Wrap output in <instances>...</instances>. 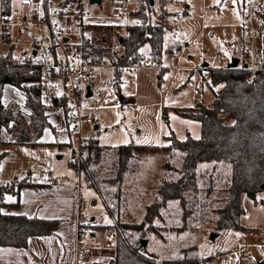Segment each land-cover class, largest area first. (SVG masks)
Instances as JSON below:
<instances>
[{"label": "rangeland", "instance_id": "obj_1", "mask_svg": "<svg viewBox=\"0 0 264 264\" xmlns=\"http://www.w3.org/2000/svg\"><path fill=\"white\" fill-rule=\"evenodd\" d=\"M246 1L155 0L147 18L167 26L160 55L164 69L112 66L97 69L93 95L84 98L85 111L93 113L95 118L85 119L79 130L73 132L49 118L51 128H46L43 134L53 133L54 141L46 142L50 137H38L41 120L27 107L23 91L6 87L4 101L13 117L8 127L0 126V187L22 179L47 183L50 175L62 184L81 185L89 202L85 212L96 218L94 230L98 234V242L90 243L88 252L80 258L81 264H107L115 251L114 245L108 248L104 244L106 234L114 232L109 228L111 219L100 200L97 206L91 204L93 197L98 199L97 193L83 180L79 181L81 177L76 173L75 162L81 155L82 142L93 136L102 146L142 147L136 152L138 159L125 174L120 207L122 221H141L147 207L161 197L160 184L167 178H177L182 170L181 152L169 153L163 147L172 143V136L179 140L201 137V122L183 113L194 111L201 103L210 105L215 92L221 89L220 85H211L210 70L227 67L235 57L242 62L249 58V43L243 36L241 22ZM89 6L93 11L101 10L97 5ZM138 7V0H129L125 11L115 9L112 20L92 19L84 26L71 23V40L80 43L87 37L95 45L109 48L107 52L117 58L124 52L120 41L127 37L129 26L144 21ZM146 49L141 53L146 54L143 58L149 57ZM256 54L264 60V35L257 39ZM105 59L110 64L119 63ZM201 67L208 69V77H203L205 71ZM22 131L28 132L27 143L16 142ZM34 140L36 143H32ZM113 162L106 155L100 163V173H106V167ZM195 170L199 191L187 194L186 208L190 211L187 222L183 220L181 203L169 202L161 210L162 219L155 220L158 233L146 235L147 252L158 260L154 264H175L178 258L184 257L182 250L193 245L195 251L188 253V257L196 255L201 264H212L219 252L225 253L219 261L237 264L240 250H245L242 232L215 228L217 210L226 201L231 166L203 162ZM109 189L112 197L116 188ZM261 196L264 194L256 201L243 200L246 212L242 223L264 233V208L259 207ZM99 223L104 227H98ZM212 234L217 236L212 238Z\"/></svg>", "mask_w": 264, "mask_h": 264}, {"label": "trees", "instance_id": "obj_2", "mask_svg": "<svg viewBox=\"0 0 264 264\" xmlns=\"http://www.w3.org/2000/svg\"><path fill=\"white\" fill-rule=\"evenodd\" d=\"M138 5V13L144 21L129 26L128 35L122 42L124 52L119 57H112L107 52L109 48L95 45L87 37L81 41L86 55L94 61L109 58L126 64L144 57L145 54H141L143 46L148 45L150 52L160 58L167 26L148 21V12L151 13L153 8L150 0H138ZM209 76L213 87L221 86V89L215 92L211 104L201 103L194 111L183 113L201 122V137L194 139L189 136L185 140H179L172 136V143L163 147L162 150L169 153L181 152L182 170L177 178H167L160 184L158 193L161 197L147 207L141 221H122L120 207L125 174L130 170V164L138 159L136 152L142 147L133 144L102 146L95 137H90L82 143L79 176L85 185L96 191L98 200L111 219L109 228L114 230L111 234L113 244L110 248L114 245L115 251L107 264L157 263L158 260L148 254L142 240L147 238L148 233L153 234L156 231L158 233L155 220L162 219L161 210L171 201L178 200L181 203L184 209L183 220L187 222V213L190 212L186 208L187 194L189 191H199L195 169L200 163H226L231 166L226 201L224 206L217 210L215 228L218 231L243 228L241 224V217L245 212L242 206L243 195L264 194V71L256 73L251 78L250 74L239 66L236 68L227 66L210 70ZM30 79L26 67L0 65V126L8 127L13 117L4 102L5 87L13 86L23 91L27 107L41 120L37 130L40 137L46 128H51V121L43 104L40 89L35 85L21 87L22 82ZM27 135V131H22L16 142L27 143ZM106 155L113 158L114 162L106 167V173L101 174L100 163ZM28 184L32 182L22 179L1 186L0 207L6 203L7 194H14L15 203H18L20 188ZM110 187L116 188L112 197L109 195ZM56 224L55 219L3 214L0 211V245L25 248L32 235H54L53 229ZM97 226L104 227L101 223ZM193 250L195 251L193 245L183 249L184 257L178 258L174 263L201 264L196 255L188 257Z\"/></svg>", "mask_w": 264, "mask_h": 264}, {"label": "built area", "instance_id": "obj_3", "mask_svg": "<svg viewBox=\"0 0 264 264\" xmlns=\"http://www.w3.org/2000/svg\"><path fill=\"white\" fill-rule=\"evenodd\" d=\"M22 1L30 7L19 11L13 8V0H0V65L26 67L31 79L22 82L21 87L37 86L51 120L65 130L78 131L85 119L95 118L93 113L85 111L84 98L88 89L96 84L97 69L109 66L164 69L163 61L149 51V57L126 64H110L106 59L94 61L86 55L81 42L71 40V23L78 26L92 19L112 20L116 8L125 11V0H102V4L97 5L100 11H93L89 0ZM241 22L243 36L249 43V58L238 66L253 78L264 71V60L256 54L257 39L264 35L263 0H247ZM201 68L205 71L203 77H208V69ZM75 169L79 173L80 156L76 159ZM79 181L82 182L81 178ZM58 183L49 176L48 185ZM88 204L80 193L76 235L79 258L86 255L94 237L95 219L85 212ZM260 207L264 208V202ZM104 244L108 248L112 246L110 233L106 234Z\"/></svg>", "mask_w": 264, "mask_h": 264}, {"label": "crops", "instance_id": "obj_4", "mask_svg": "<svg viewBox=\"0 0 264 264\" xmlns=\"http://www.w3.org/2000/svg\"><path fill=\"white\" fill-rule=\"evenodd\" d=\"M128 1L125 0V3L127 4ZM12 5L15 10L19 11L30 7L29 4L24 3L22 0H13ZM143 48L146 49L149 46L146 48L144 46ZM149 49L146 50L149 51ZM245 62H242L240 59L239 64H245ZM6 87L5 91H7ZM53 136V133L49 134L46 131L42 134L44 138L50 137V139L45 138L48 140L46 142L54 141ZM76 173L79 177V173L77 171ZM80 193H82V186L78 183L73 185L62 183L48 185L47 179V183L32 182V184L22 186L19 190L18 203H15L16 196L14 194H7L5 197L6 203L0 207L1 213L55 219L57 220V224L53 229L54 235H32L29 237L28 246L25 248L0 245V264H81L76 250ZM260 194L263 193L256 194L255 199H251L249 194H244L242 203L244 199L255 201ZM261 197H263L261 202H264V196ZM91 204L97 206L98 199L93 197ZM243 216L241 217L243 228L234 229L242 232L240 233V237L245 241V250H240V258L237 264H264V233H259V230L254 231L256 227L243 224ZM93 218L96 220L95 217ZM95 230L93 232L94 237L90 240L91 243L98 242V234ZM224 257L225 253L219 252L214 257L212 264H227L219 261Z\"/></svg>", "mask_w": 264, "mask_h": 264}, {"label": "water", "instance_id": "obj_5", "mask_svg": "<svg viewBox=\"0 0 264 264\" xmlns=\"http://www.w3.org/2000/svg\"><path fill=\"white\" fill-rule=\"evenodd\" d=\"M154 1L155 0H150L151 5H154ZM89 3L91 5H99L100 6L102 4V0H89ZM120 42L122 43L123 40H121ZM239 63H240V59L239 58H233L232 61L229 63L228 68H236V67H238ZM92 95H93V90L89 88L88 89V93H87V97L92 96ZM97 127H98V125H96V128ZM249 197L251 199H255L256 198V194L250 193ZM216 236H217L216 234H212V238H215ZM142 244L144 246H146L147 241L146 240H142Z\"/></svg>", "mask_w": 264, "mask_h": 264}, {"label": "snow or ice", "instance_id": "obj_6", "mask_svg": "<svg viewBox=\"0 0 264 264\" xmlns=\"http://www.w3.org/2000/svg\"><path fill=\"white\" fill-rule=\"evenodd\" d=\"M9 199H11V198H9Z\"/></svg>", "mask_w": 264, "mask_h": 264}]
</instances>
